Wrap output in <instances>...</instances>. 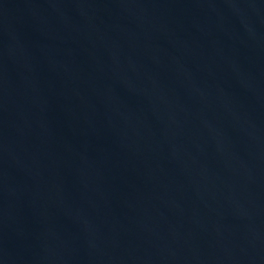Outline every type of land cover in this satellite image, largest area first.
<instances>
[{"label":"water","instance_id":"water-1","mask_svg":"<svg viewBox=\"0 0 264 264\" xmlns=\"http://www.w3.org/2000/svg\"><path fill=\"white\" fill-rule=\"evenodd\" d=\"M0 264H264V0H0Z\"/></svg>","mask_w":264,"mask_h":264}]
</instances>
